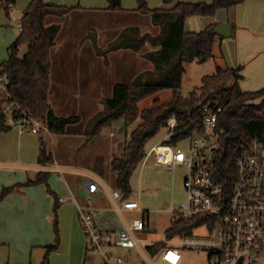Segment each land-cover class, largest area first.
Here are the masks:
<instances>
[{"label": "trees", "instance_id": "16d2710c", "mask_svg": "<svg viewBox=\"0 0 264 264\" xmlns=\"http://www.w3.org/2000/svg\"><path fill=\"white\" fill-rule=\"evenodd\" d=\"M245 0H211L189 2L184 0H164V6L151 8L147 0H138V8L128 11L122 2L109 10H120L133 14L153 13L156 26L165 25L167 31H161L154 37L150 34L145 41L132 44H118L120 50L132 49L138 52L146 45L150 50L144 52V58L153 64L154 69L138 75L133 81H119L114 84L113 94L107 98L108 112L93 125L85 135L91 138L98 135L103 128L110 126L118 118H124L125 126L138 123L130 138L126 139L121 155L112 157L111 165L116 174V184L124 197H131V178L148 153V143L162 128H169L168 121L175 117L177 123L163 143L180 146L195 129L203 126V108L213 102L222 107L219 113V126L224 129L221 137L222 176L227 186L235 178L233 158L248 148L254 137L264 141V88L258 91H244L240 86L242 67L232 68L218 64L216 71L202 77L201 84L195 87L188 97L181 94L183 75L186 64L203 57H215V46L224 37L214 32L218 22H212L201 30H188L186 20L190 16H215L220 8H230ZM16 0H3L7 11H10ZM98 9V8H91ZM79 9L74 6L49 4L46 0H30L21 17L22 30L16 40L8 47L9 57L0 66L7 71L10 78V89L25 107L47 123L53 133H70V127L81 118L76 115L61 116L51 103L52 73L54 68V49L62 33L65 15ZM106 11V10H105ZM163 20V22H162ZM131 31H135L134 24ZM131 27H126L128 29ZM130 30V29H129ZM140 32V30H139ZM158 36V35H160ZM129 38V35H127ZM137 40V38H136ZM24 46L27 49L22 53ZM96 48V43H94ZM174 58V64L171 61ZM149 63V64H150ZM171 66V67H170ZM176 70H175V69ZM174 69V70H173ZM169 72L173 75L170 81L164 79ZM173 90V96L165 101L160 98L154 105L140 108L139 102L162 90ZM12 127L6 123L5 115L0 109V131ZM42 139L39 161L52 163L53 152ZM49 173H39L29 179L28 184L47 183ZM5 188L2 195L7 192ZM57 204L60 200L57 198ZM55 208V229L57 243L47 246L42 264H49L50 254L58 249L59 226ZM195 218L178 217L168 229V236L191 233L196 225ZM161 242L152 249L161 247Z\"/></svg>", "mask_w": 264, "mask_h": 264}, {"label": "rangeland", "instance_id": "374dc122", "mask_svg": "<svg viewBox=\"0 0 264 264\" xmlns=\"http://www.w3.org/2000/svg\"><path fill=\"white\" fill-rule=\"evenodd\" d=\"M28 2L29 0H16L10 8V13H8L3 0H0L1 61L7 59V48L20 33L18 24ZM147 2L151 8L164 6V0H147ZM48 3L98 8L72 11L65 15L64 19H60L61 22H65L62 24V33H60L54 49L50 100L59 115H76L81 118L79 122L70 127L71 132L65 135L71 137V139L68 138L67 142L55 135L58 156L64 158L66 162L82 166L87 164V160H92L90 158H93V153L98 150V155L96 153L95 156L101 157L100 160L103 161L106 151L104 145L111 142L112 135L110 133H115V138L125 139L126 143V139L130 138L139 121L126 127L124 118L114 120L110 126L103 128L104 132L100 135L102 146L98 142V146L93 147L94 143H87V139L83 137L85 135H77L73 132L91 130L96 121L108 112L106 100L112 96L115 83L133 81L142 72L154 69L153 64L147 61L143 55L145 51L150 50L149 45L138 52H133L130 48L120 50L117 45L132 44V35L134 42H136L145 41L146 34L154 37L160 31L162 33L163 30L169 34L171 28L166 29L163 20V24L159 27L156 26L153 21V13L137 12L138 14H133L120 10H109L111 4L109 0H48ZM122 6L124 9H129L128 11H132L138 8L139 2L138 0H122ZM133 24L135 31L132 32ZM189 26L191 25L188 24L187 28ZM126 27L131 28L127 31ZM158 36L162 37L161 34ZM94 43H96V48ZM26 49L27 46H24L22 53ZM203 58L186 64L180 90L182 96L188 97L195 87L200 86L204 75L216 71L220 60L216 61L214 57ZM172 59L171 65L174 64V58ZM172 76L169 72L164 79L170 81ZM172 96L173 90H162L141 100L139 106L140 108L151 106L154 105L157 98H160V101H165ZM41 128L40 134L49 132L54 134L50 128L46 129L43 126ZM168 130L169 128H162L149 141L148 153L152 146L163 143L167 139ZM48 138L50 137L48 136ZM49 145L53 148L50 139ZM189 146L190 139H186L180 143L179 147L188 150ZM123 151L116 155H121ZM86 153L88 154L86 155ZM97 162L96 160V165ZM185 176V167L177 166L174 170H170L157 165L155 159L150 155L145 157L133 174L131 197L138 199L141 207L147 211L150 228L144 236L147 237L148 241H162L168 236V229L172 226L174 216L172 208L178 207L180 202H185L187 199V190L184 184ZM126 215L132 221L135 217L141 216V213L127 212ZM59 237L61 241L60 228ZM85 240L86 249H84L80 264H106L103 253L92 249L86 236ZM72 248L73 240L71 239L68 241V246L67 242L65 245L63 244L62 254L59 253L60 255L57 257L59 264H68L69 258L73 260L72 264L77 263L76 259L68 254V249L72 256L75 254L71 252ZM183 251L186 264H212L209 261V252L206 250L185 249ZM115 252L126 253L124 249L118 247L115 248ZM69 264H71V260ZM258 264H264V253L259 256Z\"/></svg>", "mask_w": 264, "mask_h": 264}, {"label": "crops", "instance_id": "0c3cea01", "mask_svg": "<svg viewBox=\"0 0 264 264\" xmlns=\"http://www.w3.org/2000/svg\"><path fill=\"white\" fill-rule=\"evenodd\" d=\"M74 7L91 9L81 5ZM212 22H229L233 28L231 37H224L216 44L215 60L219 59V64L223 66L242 67L240 86L244 91L263 89L264 0H245L230 8H220L215 16H190L186 20V28L190 24L188 30H201ZM3 61L0 60V63ZM85 132L73 133L83 136ZM103 132L104 130L91 138L87 135L83 137L87 139V143H94L93 147L98 146V142L102 146L100 135ZM110 134L111 142L104 145L106 151L103 161L100 160L101 157L95 156L97 150L93 153V158H90L92 160H87V164L81 166L66 162L56 152L55 137L59 136L58 138L67 142L68 138L71 139L70 136H65L67 133L34 134L21 131L18 127L0 131V264H42L47 246L57 243L56 206L61 241L58 249L50 254L49 264H59L57 257L59 253L62 254L63 244L67 242L68 246L70 239L73 240L71 252L75 254L72 256L69 249L68 254L76 259V264L82 262L86 235L79 219L80 206L92 205L99 208L101 212L96 220L104 229L118 232L131 222L126 215L130 211L121 208V200L112 196V192L118 187L111 161L114 155L123 151L125 139L115 138L116 134L113 132ZM42 137L48 149L53 152L52 163L39 161ZM49 139L53 148L49 145ZM42 172L49 173L48 184L27 183ZM90 179L99 183L98 190L94 193L87 189ZM5 188L8 190L2 195ZM59 197L65 199L57 204ZM70 260L72 264L73 260L70 258L67 263Z\"/></svg>", "mask_w": 264, "mask_h": 264}, {"label": "built area", "instance_id": "2783aa9c", "mask_svg": "<svg viewBox=\"0 0 264 264\" xmlns=\"http://www.w3.org/2000/svg\"><path fill=\"white\" fill-rule=\"evenodd\" d=\"M22 30V24L19 23ZM1 64V63H0ZM0 109L6 123L21 131L39 134L43 123L24 106L10 89L7 71L0 66ZM222 107L210 103L203 108V126L195 129L188 150L171 143L152 146L147 157L157 165L174 170L186 169L184 180L187 199L173 207L172 225L178 217L195 218L191 233L166 236L162 241H148L144 234L150 228L147 211L138 199L124 197L117 189L114 199L121 200V208L140 212L117 233L99 226L97 216L101 210L92 205L79 207V219L92 249L103 253L106 264H186L185 249L206 250L212 264H258L264 253V141L254 137L248 148L233 158L235 178L230 186L223 181L221 137L219 126ZM264 111V110H263ZM177 120L171 117L168 127L174 129ZM171 133H168L170 137ZM99 183L90 179L87 189L98 190ZM64 197H59L63 201ZM161 242L162 246L152 249ZM122 248L125 254L115 252Z\"/></svg>", "mask_w": 264, "mask_h": 264}, {"label": "water", "instance_id": "95a60500", "mask_svg": "<svg viewBox=\"0 0 264 264\" xmlns=\"http://www.w3.org/2000/svg\"><path fill=\"white\" fill-rule=\"evenodd\" d=\"M120 3L121 0H111V4L113 6L119 5ZM214 32L222 37H231L233 34L232 24L229 22L218 23L214 28ZM203 59H207V58L204 57ZM210 105L213 106L214 103L211 102Z\"/></svg>", "mask_w": 264, "mask_h": 264}]
</instances>
